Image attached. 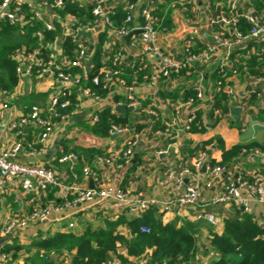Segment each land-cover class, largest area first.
<instances>
[{
    "label": "crops",
    "instance_id": "0c3cea01",
    "mask_svg": "<svg viewBox=\"0 0 264 264\" xmlns=\"http://www.w3.org/2000/svg\"><path fill=\"white\" fill-rule=\"evenodd\" d=\"M88 1L82 0L86 4ZM147 1H139L135 12L136 24L140 19L141 7ZM229 1L192 0L187 9L181 3L172 5L170 9H162L159 6L158 11L163 12L166 19L171 23L170 26L167 24L160 25V19L158 18L157 27L160 44L168 53L180 55L184 38L192 35L196 48L203 50L208 44L213 43L216 33L221 28L218 21L222 15L231 16L233 13L257 14L261 11L264 3V0H260L261 6L258 7L253 0H240L238 9L232 12L229 8ZM110 5L112 8L120 7L123 9L124 0H114ZM42 18L43 21H53L52 11L49 8H44ZM107 27L103 22H98L84 31L72 32V35L81 40L87 47L88 55L85 65L89 71L93 65V57L98 47L100 33H107L106 41L103 44L104 55L102 61L104 66L101 68V72L104 73L105 70L110 69L113 66V60L117 57L118 61L114 65V69L119 70V75H109L107 92L98 99L81 94L77 100V106H74L72 110L74 114L73 122L58 121L55 130L46 140L44 149L32 158L28 155L27 144L37 138L38 126L33 124L23 126L21 134L16 136L12 124L17 118L26 114L33 105L46 108L53 97L61 96L64 91L72 93L76 85L74 81L56 83L52 75L38 73L18 75V84L10 91L12 94L9 107L3 111V116L0 118V146L9 147L17 139L21 140L25 145V149L19 154V159L24 162H33L53 168L63 185L48 194H37L25 193L21 187L20 177L6 184H0V225L10 218L14 212L28 211L32 205L38 203L56 206V204L62 203L66 199L71 200L75 197L76 189L97 186L103 182L120 185L131 196L169 200L174 196L175 182L172 179L168 180L165 172L169 169L178 171L192 164L194 154L191 153V149L196 144L216 135L223 138L226 147L238 143L247 144L252 141H264V81H256L241 69L243 61H246L250 55L257 53L258 45L256 43L247 42L244 46L235 47L230 52L229 58H231L233 52L241 51L236 56L241 59L242 64L239 66V73L234 74L230 68L227 69L228 78L226 82L235 87L234 94L230 98V104L227 100V107L229 105L240 107V116H234L232 119L221 118L215 120L213 110L217 106L218 71L226 60L228 52L226 48H218L212 52L208 61L197 65L189 72H183L170 78H162L156 85H152L144 75L134 71L140 52V34L133 35L128 44L124 38H120L116 34L115 30ZM56 35L58 42L55 49L58 59L62 65L66 66L68 56L60 47L59 40L68 35L67 30L59 31ZM19 61H21V58H18ZM81 72H83L82 69ZM251 74L254 75L252 72ZM119 77H123L133 87L132 93L140 101L141 107H133L132 111L128 110L127 112L117 110L118 103L126 108L132 107L129 106L127 96L118 82ZM198 79L203 82L205 96L202 99H197L193 105H185L173 121L174 116H172V113L175 104L195 95V83ZM115 95H118L117 99L114 97ZM3 101L4 97L0 95V103ZM105 108H111V112L114 114L128 113L135 123L145 125L139 133L133 130V135L138 142L135 153L136 148H139L138 156H140L142 164L136 166L134 170L131 169V166L119 169L114 165H99L98 170L104 175L103 179H100V177L88 179L83 176L82 167L86 162L91 164L96 155L90 158L86 154L82 160L77 159L73 162L74 172L78 174V177L74 178L69 163L58 160L57 147L59 144L67 142L71 146L95 148L100 150L102 154L118 152L124 146V136L116 134L113 138V133L108 134L107 137H102L86 128L87 125L95 123L93 120L94 115ZM113 108H115L114 111ZM148 109H153L157 115H148ZM192 111L196 112L197 123L199 124L197 127L199 132L197 133L186 130L185 127ZM76 115L78 116L77 119H75ZM157 121L167 126L166 133H161L160 130L153 134L149 133ZM165 150H167V153H163ZM206 153L208 160L209 156L217 161L222 160V151L219 148H214L212 145L208 146ZM76 164L80 166L79 169H77ZM228 167L230 171L234 172V175L239 172L247 177L264 178V156L256 154L252 149L248 152L244 151ZM200 176L202 179L208 178L205 171ZM187 181L188 179H186ZM223 181V177L218 178L214 181L212 187H202L200 192L199 204H205L200 208L215 212L220 219V223L216 227L211 226L204 219H197L193 207L181 209L179 212H176L175 209L161 210L160 208L163 212L164 222H175L178 227L183 226L196 235L199 252L194 260L195 264H209L210 261L206 251L210 245V232L222 233L225 219L236 213L230 205L207 203ZM243 194L246 195L248 200V213L258 219L264 216V204L259 203L246 189H243ZM122 213L124 212H121L115 206L114 201L99 198L73 206H62L59 209L52 207L47 216L30 222L26 227L17 229L14 235L9 237L0 236V248L7 243L17 242L24 248L11 263L30 264L28 256L30 252L35 251L31 247L35 240L43 239L56 232L73 231L76 234H81L86 225L99 227L104 225L105 220L115 219ZM69 223H74V226L70 227ZM119 229L128 236L129 230L126 226H121ZM118 252L127 258L124 264H147L148 253L151 250L141 257L129 256L125 248L123 251L118 249Z\"/></svg>",
    "mask_w": 264,
    "mask_h": 264
},
{
    "label": "built area",
    "instance_id": "2783aa9c",
    "mask_svg": "<svg viewBox=\"0 0 264 264\" xmlns=\"http://www.w3.org/2000/svg\"><path fill=\"white\" fill-rule=\"evenodd\" d=\"M113 1L114 0H89L86 4V2L83 3L82 0H0V31L3 21H9L11 24L24 26L34 20L37 23H41L45 31H55V33H58L59 31L62 32L63 30H67V36H71L76 42L73 56L67 58L68 63L66 66L59 62L55 49L58 42L57 35L53 43L46 42L40 47L29 51L26 48L15 50L13 56L17 61V74L19 76L33 73L52 75L56 83L74 81L75 85L79 84L81 79H86L88 77V68L85 65L88 51L85 44L81 40L76 39L72 35V32L84 31L98 22H103L111 27V29L115 30L120 38H124L136 29L142 30L139 36L140 52L137 64L134 66V71L144 75L152 85H156L162 78H170L183 72H189L197 65L208 61L212 52L216 51L218 48H226L228 51L226 60L222 63L218 71L219 78L217 79L216 95L225 93L230 104V98L234 94L235 87L226 82L228 78L227 69L230 68L231 71L236 74L240 72L239 66L242 64L241 59L237 56L234 57V59L229 58L231 50L235 47L244 46L247 42H254L258 45V50L255 54L264 53V3L261 11L257 14L233 13L231 16L222 15L218 21L221 28L216 33L213 43L208 44L203 50L197 49L194 37L188 35L184 38L180 55H172L168 53L159 42V31L157 27L158 16L156 12L162 0H148L140 10L139 17L142 18L143 22H138L137 24L135 23V12L140 0H124L123 9L126 11L125 22L127 24L121 28H113L112 25L110 16L113 13V8L110 3ZM185 1L191 2L192 0ZM69 2H74L80 7H87L93 16L92 19L85 21L78 14L71 12L63 13L62 10L65 8V4ZM180 3L184 5L186 9L188 8L183 0H181ZM239 3L240 0H230V10L232 12L237 10ZM44 8H49L52 11L53 21L42 20ZM239 17H244L251 24L249 32L243 33L238 29L237 22ZM129 23H134V25L130 26ZM36 35L41 40L44 38L41 30H38ZM65 37L59 40V45L62 49ZM250 57L251 55L248 59H250ZM18 58H21V61L18 62ZM227 59L230 61H227ZM117 61L118 58L116 57L113 60V66L104 72L106 87L109 75H119V70L114 69V65L117 64ZM70 67H78L82 69L83 72L74 73L65 70ZM241 69L256 81H264V75L251 74L245 61H243ZM256 69L262 70L259 67ZM92 82L94 85H98L100 78L95 76ZM118 82L127 96L129 106L135 108L141 107L140 101H138L132 93L133 87L129 85L123 77H119ZM194 90V96L188 97L175 104L172 113V116H174L173 121H175V116L180 113L185 105H193L197 99H202L205 96V87L201 79L196 81ZM11 94L9 90L2 88L0 85V95L4 97V101L0 103V118L3 116V111L9 107ZM81 94L95 99L100 97L96 92L90 90V88L79 87L76 101ZM66 95H68V92L64 91L61 96L53 97L49 106L46 108L33 105L26 114L17 118L12 124L16 136L21 134L23 126L29 124L38 126L39 133L37 138L27 144V152L31 158L35 157L39 151L44 149L45 142L55 130L58 121L73 122V111L64 112V110L69 107L70 101L68 99H60V97H65ZM118 104L120 105L121 103ZM75 106H77V102ZM232 109L233 107L230 105L226 110L222 107L215 106L213 117L215 120L221 118L232 119L235 116ZM114 110L115 108H113V111ZM147 114L150 116L157 115L153 109H148ZM93 120L95 122L98 121V114L94 115ZM187 121L185 126L186 130H191L194 126H199L195 111L191 112ZM113 133L124 136L123 148L118 152L96 155L91 164L86 162L82 167V174L85 178L97 179L100 177V179H103L104 175L98 170L99 165H114L119 169L131 166L135 155V147L138 143L133 135V129L120 124H112L109 134L111 135ZM24 149L25 145L19 139L9 147L0 146V184H6L20 177L21 187L24 192L37 194H48L57 187L63 185L60 177L53 168L20 160L19 154ZM252 150L256 154L264 156V153L259 149L255 148ZM57 151L58 160L60 162L69 163L74 178L78 177V174L74 172L75 166L73 164V162L78 159L76 153L73 151H66L63 144L58 145ZM163 153H167V150L163 151ZM203 166L206 167L205 172L208 175L207 179H202L200 176L203 172ZM233 173L234 172L230 171L229 167L226 165H210L207 153L205 151H199L194 156L192 164L178 171L169 169L165 172L167 179H172L175 182V193L169 200H159L153 197L146 199L140 198L139 196H131L120 185L111 182H103L97 186L76 189L75 197L71 200L66 199L62 203L56 204V206L38 203L32 205L28 211L14 212L10 218L0 225V236L9 237L14 235L17 229L26 227L30 222L47 216L52 207L59 209L62 206H73L95 198L114 201L115 206L121 212L132 217L141 215L150 206H158L161 210L175 209L176 212L187 207H193L197 219H204L211 226L216 227L220 223L218 215L213 211L200 208L205 206V204L200 205L199 200L201 188L212 187L214 181L218 178L221 179V177H223L224 181L207 203L230 205L235 211L248 212V200L246 195L243 194V189H246L259 203L264 204V178L253 177L251 180L250 177L243 176L239 172L235 175ZM186 179H188L187 182ZM258 220L260 225L264 228V216ZM69 226L73 227L74 223H69ZM207 251L208 253L206 252V254L210 261L209 264H211L216 257V253L211 245H209ZM0 264H13L11 263L10 255L3 252L1 248ZM104 264L124 263L119 257L113 256ZM162 264L195 263L194 261L190 263H171L165 261Z\"/></svg>",
    "mask_w": 264,
    "mask_h": 264
},
{
    "label": "trees",
    "instance_id": "16d2710c",
    "mask_svg": "<svg viewBox=\"0 0 264 264\" xmlns=\"http://www.w3.org/2000/svg\"><path fill=\"white\" fill-rule=\"evenodd\" d=\"M136 1V0H131ZM181 0H162L160 7L170 9L172 5L180 3ZM187 6L190 2L185 1ZM212 2L216 0H211ZM258 7L261 6L260 0H253ZM62 12H71L78 14L83 20L92 19L90 10L87 7L78 6L74 2L65 4ZM160 19V25H171L163 12H156ZM113 28H121L125 24L126 11L120 7L113 8L110 16ZM142 18L139 23H142ZM133 26L134 23H129ZM238 29L247 33L251 29V24L244 18H238ZM111 28V27H107ZM41 30L44 38L41 40L36 32ZM107 33H100L98 47L93 57V65L88 71V77L81 79L72 93H68L61 100L68 99L69 107L64 112L73 110L76 101V95L79 87L90 88L99 96L105 95L107 87L105 86L104 73L101 68L104 66L102 61L104 52L103 44L106 41ZM56 40L55 31L43 30V25L32 20L29 24L20 26L11 24L9 21L2 22L0 31V85L2 88L11 91L18 84L17 63L13 52L17 49L26 48L28 51L40 47L43 43H53ZM76 42L71 36H66L63 44V50L66 56L72 57ZM241 51H235L231 54V59ZM245 64L254 74L264 75V53L252 54ZM257 67L262 70L256 69ZM66 71L81 73L78 67L66 68ZM142 75V74H141ZM98 76L100 82L94 85L92 79ZM116 99L118 95L114 96ZM217 107L227 109V97L225 93L217 95ZM128 113L114 114L111 108H105L98 112V121L87 125L86 128L94 134L107 137L112 124H120L132 128L134 132H141L144 129L143 123H135ZM134 122V123H133ZM167 126L157 121L149 131L153 134L156 131L165 132ZM191 132L197 133V126L191 129ZM171 142V140L169 139ZM66 151L76 153L78 160H82L84 155H100L102 152L95 148H86L83 146L63 143ZM216 147L222 151V160L217 161L209 156L210 165H231L236 158L251 149H259L264 153V141H252L247 144H235L226 147L223 138L216 135L208 140L202 141L191 149L194 156L199 151H208V146ZM70 149V150H69ZM142 164L140 156L136 157L131 164V169ZM76 164L77 169L79 165ZM264 175V171H263ZM249 178V177H248ZM252 180L253 178L250 177ZM163 212L158 206H150L141 215L132 217L122 213L115 219H107L104 225L94 227L86 225L81 234L73 231L56 232L43 239L35 240L31 247L35 249L28 256L30 264H55V256H63L68 253L71 256V264H104L113 256L119 257L124 263L127 258L119 254V245L124 246L129 256L141 257L148 253L147 264H162L163 262H186L190 263L196 259L199 252V245L196 235L183 226H177L175 222H164ZM121 226H126L129 230L128 236L120 231ZM210 245L216 253V257L211 264H264V228L260 225L258 218L244 211H236L235 215L225 219L224 231L222 233L210 232ZM24 247L16 243H7L1 247L3 252L10 255L11 261L16 259Z\"/></svg>",
    "mask_w": 264,
    "mask_h": 264
},
{
    "label": "water",
    "instance_id": "95a60500",
    "mask_svg": "<svg viewBox=\"0 0 264 264\" xmlns=\"http://www.w3.org/2000/svg\"><path fill=\"white\" fill-rule=\"evenodd\" d=\"M142 32V30L141 29H136L135 31H133L132 33H129L128 35H126L125 37H124V40L126 41V43H130V40H131V38L133 37V35H138V34H140ZM117 110H119V111H123V112H127L128 110L129 111H132L133 110V107H129V108H126V107H123V106H118L117 107ZM232 111H233V113H234V115L236 116V117H239L240 116V113H241V108L240 107H238V106H235V107H233V109H232ZM78 118V116L76 115L75 116V119H77ZM116 136V134H113L112 135V137L114 138ZM138 150H139V148H136V153H135V157H134V160H136V157L138 156ZM205 166H203L202 167V171L204 172L205 171Z\"/></svg>",
    "mask_w": 264,
    "mask_h": 264
},
{
    "label": "rangeland",
    "instance_id": "374dc122",
    "mask_svg": "<svg viewBox=\"0 0 264 264\" xmlns=\"http://www.w3.org/2000/svg\"><path fill=\"white\" fill-rule=\"evenodd\" d=\"M123 250H124V246L120 245L119 251H123ZM206 252L208 253V251ZM54 258H55V264H71V256L68 253H65L63 256H59V257L55 256Z\"/></svg>",
    "mask_w": 264,
    "mask_h": 264
}]
</instances>
